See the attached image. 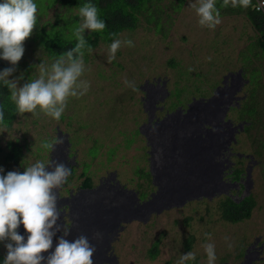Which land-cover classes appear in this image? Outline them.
Returning <instances> with one entry per match:
<instances>
[{"label": "rangeland", "instance_id": "374dc122", "mask_svg": "<svg viewBox=\"0 0 264 264\" xmlns=\"http://www.w3.org/2000/svg\"><path fill=\"white\" fill-rule=\"evenodd\" d=\"M220 3L222 5L223 0ZM156 4L161 6V11L157 12L158 7L151 5L142 13L134 30L119 34L116 39L131 40L133 46L122 44L111 63L107 57L112 42L101 43L92 50L89 61L83 57L85 71L80 80L89 84L88 91L79 98L70 97L59 120L39 113L37 109L39 114L36 116L24 113L11 127L0 126V168L4 170L0 175L10 171L22 174L25 167L38 160L47 163L50 151L42 149L41 143L56 140L60 131H66L72 143V157L79 161V167L63 194L69 196L70 191L84 188L82 173L92 176V182L99 184L102 178L114 176L115 172L117 176L112 178L115 187L122 191L149 193L151 186L137 173L138 168L150 169L147 143L141 133V126L148 117L142 98L143 86L154 80H165L170 96L164 100L167 99L165 103L169 108H174L180 99L185 102L188 98L208 97L217 85L223 84L225 75L245 67L252 80L248 91L253 90L257 95L251 102L246 103L251 98L245 100L242 108L230 111V116L236 120L247 117L252 122L248 132L238 136L237 150L264 153V52L258 44L260 34L247 13L255 0L248 8L218 9L221 22L214 29L199 24L196 10L190 6H198L199 0H185L181 7L177 0H161ZM77 12L76 9L72 11L73 14ZM65 13L69 14L70 10L57 3L46 14L40 15L39 26L48 20L55 21ZM36 15L39 17L38 13ZM151 15L158 17L163 25L161 30L148 23ZM36 28L37 25L24 41L25 51L17 65L0 58V72L15 67L8 79H15L18 87L39 77L41 63L50 68L55 61L49 60L36 46ZM29 66L32 68L27 71ZM99 71L105 79L100 78ZM257 71L263 78L261 85ZM248 104L256 108V119L248 117L245 108ZM9 143L21 147L22 158L18 161L7 159L12 150ZM58 147L56 154L60 152ZM263 153L259 157L260 169L257 168L254 174L256 186L246 197H252L256 202L249 219L236 224L226 220L221 204H227L224 202L227 195L223 194L165 209L152 214L146 221L132 219L123 223L112 240L117 255L112 264H180L181 257L189 252L194 253L195 259L184 264H208L206 244L214 245V264H239L248 246L256 239L264 245ZM144 192L141 196L146 194ZM10 242H0L3 259L7 255L5 245ZM188 242L192 243L190 249ZM156 245L159 252L152 258L151 252ZM253 250L264 254L260 247ZM260 256L250 252L248 264H254Z\"/></svg>", "mask_w": 264, "mask_h": 264}, {"label": "bare ground", "instance_id": "6f19581e", "mask_svg": "<svg viewBox=\"0 0 264 264\" xmlns=\"http://www.w3.org/2000/svg\"><path fill=\"white\" fill-rule=\"evenodd\" d=\"M159 80L142 88L148 117L142 124L143 128L141 126V133L147 143L148 171L156 190L144 198L140 196L141 192H138V197V193L122 191L114 186L112 178L117 176L115 172L114 176L111 174L102 178L99 184L93 181L92 186L79 189L81 191L70 204L72 225L67 239L72 241L80 235L86 236L96 248L93 264H102L103 253L106 247H110V235L118 232L122 223L132 219L146 221L152 214H159L165 209L181 207L199 198L211 199L220 194L240 203L256 186L254 174L257 168L260 169L259 157L263 152L241 153L237 150L238 136L246 132L251 123L245 118L236 120L230 116V111L242 108L249 94L251 81L245 71L240 69L228 73L213 94L174 108H169L165 103L167 99L164 100L170 96L166 81ZM226 112L229 121L222 132L219 123ZM58 148L61 155L54 150L50 162L63 163L70 169L71 162L66 161L62 146ZM73 193L74 190L70 191L69 196L73 197ZM63 203L68 202L64 200ZM63 215L64 212H60L58 224L61 227L64 225ZM97 232L101 234L100 238H95ZM60 235L57 233L52 248L42 253L45 258L54 251ZM255 247L264 250L256 239L248 246L239 264H248L250 252L261 255L254 264H264V254L254 251ZM42 264H46V259Z\"/></svg>", "mask_w": 264, "mask_h": 264}, {"label": "clouds", "instance_id": "9594fccd", "mask_svg": "<svg viewBox=\"0 0 264 264\" xmlns=\"http://www.w3.org/2000/svg\"><path fill=\"white\" fill-rule=\"evenodd\" d=\"M257 2L258 0H256ZM229 4L232 7L248 8L251 6L252 0H223L222 7H227ZM190 6L195 8L201 26L214 29L221 22L216 0H199L198 6ZM261 6H264V0H262ZM254 7L255 5L253 9ZM256 10L259 11L260 7H257ZM36 13L37 5L34 0H3L0 2V58L9 61L13 66L18 64L24 54V41L31 36L36 26ZM79 16L82 18L81 22L73 32L77 40L75 47L61 54L50 68L41 63L37 79L18 87L15 79H8L15 71V67L0 72V81L10 90L11 100L16 105L18 115L32 113L33 116H36L43 113L59 120L69 98H79L88 91L89 84L80 80L85 71L83 57L87 42L84 33L85 30L102 32L106 24L99 18L97 7L91 3L79 7ZM122 44L133 46L131 40L114 39L109 47L107 57L109 63L115 59V54ZM87 50L92 51L91 47H88ZM126 83L128 82L126 81ZM194 100L200 99L190 100L188 98L185 102L180 99L184 104L192 103ZM37 109H39V113ZM227 118L226 112L225 118L219 123L222 132L228 124ZM3 122L4 111L0 109V124ZM71 144L69 134H66V131H60L56 140H46L40 145L42 149L50 151L47 163L38 160L25 167L22 174L10 171L7 175H0V242L11 241L5 245L7 255L3 264H42L45 259L46 264H93L92 257L96 248L90 244L86 236L80 235L72 241L67 239L72 225L69 213L70 204L81 191L73 193V197L64 196L62 193L63 188L67 185V177L71 174V168L75 166L78 169L79 167V161L72 157ZM56 145L63 147L66 161L71 162L70 169L63 163L50 162L51 152L55 150ZM49 167H53L54 170L48 171ZM3 171V168H0V173ZM220 182L223 185L222 180ZM64 200L68 202L65 205H63ZM60 212H64L63 227L58 224ZM123 226L122 223L120 230ZM57 233L61 235L56 247L45 258L42 253L48 252L52 248L53 238L57 236ZM116 234L117 232H114L110 236L112 238L111 248L106 247L102 256V264H112V261L117 259L112 242ZM94 236L100 238L101 234L97 232ZM259 244L262 245L260 241ZM204 247L208 264H214L216 260L214 245L206 244ZM262 247L264 248V245ZM194 259V253H186L181 257L180 264Z\"/></svg>", "mask_w": 264, "mask_h": 264}, {"label": "trees", "instance_id": "16d2710c", "mask_svg": "<svg viewBox=\"0 0 264 264\" xmlns=\"http://www.w3.org/2000/svg\"><path fill=\"white\" fill-rule=\"evenodd\" d=\"M161 0H34V3L37 5V13L39 17H37V28L35 30L34 42L36 46L41 49L45 56L49 60H56L59 56L67 51L71 50L75 47L77 40L74 36V29L81 22V17L79 16V7L83 6L86 3L94 4L98 9V16L101 20H103L106 24L105 29L102 32H89V30H85L84 38L87 42L86 47L84 49V59L85 61H89V52L87 49L91 47L92 50L96 49L101 43L113 42L119 34L123 31H131L134 30L140 21V16L142 13L147 10L151 5H155V10L158 12L160 10V5L156 4ZM185 0H177L178 7L183 5ZM221 0H217L216 7L217 9L224 8L222 7ZM3 2V0H0ZM57 3H61L65 8L70 10V13L63 14L60 18H57L55 21L48 20L43 23L41 26L39 23L40 15L46 14L47 10L54 7ZM258 3V2H257ZM257 3L255 0V7H251V9L247 12L249 19L253 23L255 29L259 32L260 37L258 39L259 47L264 52V9L257 11ZM238 7L227 6V9L231 11H235ZM76 9L77 13H72V11ZM239 9V8H238ZM155 15H151L149 19H147L148 23L154 24L157 30H161L163 25ZM175 63V62H174ZM172 63L174 66L175 64ZM32 66L27 67V71H29ZM246 71V67L243 69ZM260 72L257 71V77L260 80V85L262 84L263 78L259 75ZM100 78L105 79L106 76H103L102 73L99 74ZM30 76L28 79H31ZM245 77V76H244ZM246 79V77H245ZM247 79L252 80L247 76ZM246 100L249 99L246 103L251 102V100L255 97L256 92L253 90L249 91ZM203 95V94H202ZM257 95V94H256ZM261 98V97H260ZM262 99V98H261ZM245 102V101H244ZM178 104H184L182 101H178ZM176 105L179 106V105ZM245 103H243L244 106ZM184 106V105H183ZM249 107V108H248ZM246 113H248V117L251 119H256L258 117L257 110L254 106H250V104L245 106ZM0 109L4 111V122L1 125H6L7 127H11L12 123L19 116L17 114V109L15 103L11 100V92L10 90L0 81ZM245 119L251 123L252 122L245 117ZM263 127V125H261ZM246 132H248V127L246 128ZM144 138V136H143ZM260 138V136L258 137ZM255 143V142H254ZM9 146L12 147L11 154L8 155L7 159L18 161L22 158L21 147L15 144L9 143ZM79 165V164H78ZM76 167L73 166L71 168V174L67 177V184L72 181L76 173ZM137 173L141 175L142 178L148 181L149 190L153 192L155 187L152 184V175L149 171H146L144 168H138ZM85 177L82 187L92 186V176H87V174L83 173ZM65 190V188L63 189ZM139 192H144L140 191ZM140 193V194H141ZM146 193L144 198L149 193ZM224 202L227 204H223L221 206L223 212V217L232 222L237 223L243 221L245 219H249L252 216L253 209L256 206V202L254 198H246L244 201L240 203H236L231 197H224ZM190 241V240H189ZM190 249L191 242H188ZM159 252L158 246H154V249L151 252L152 257H156ZM4 259L0 256V264H3Z\"/></svg>", "mask_w": 264, "mask_h": 264}, {"label": "built area", "instance_id": "2783aa9c", "mask_svg": "<svg viewBox=\"0 0 264 264\" xmlns=\"http://www.w3.org/2000/svg\"><path fill=\"white\" fill-rule=\"evenodd\" d=\"M261 5H262V0H258L257 7H260V10H263L264 6Z\"/></svg>", "mask_w": 264, "mask_h": 264}]
</instances>
